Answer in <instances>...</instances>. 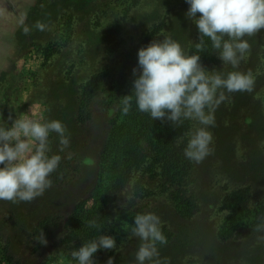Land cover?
I'll return each mask as SVG.
<instances>
[{
    "label": "rangeland",
    "instance_id": "1",
    "mask_svg": "<svg viewBox=\"0 0 264 264\" xmlns=\"http://www.w3.org/2000/svg\"><path fill=\"white\" fill-rule=\"evenodd\" d=\"M188 8L186 0H0V125L10 126V115L42 117L61 121L70 137L61 152L50 134L49 156L61 161L42 196L0 201V264H78L72 251L100 235L114 237L116 248L94 253L95 264H137L134 217L148 212L160 218L167 243L157 242L158 256L146 264H264V30L245 37L250 52L239 68L223 67L209 38L197 52ZM165 36L199 54L209 71L254 79L251 93L226 94L208 129L212 153L189 160L180 184L161 175L157 150H184L194 122L174 141L176 127L140 112L135 99L123 113L133 72L118 88L131 50ZM104 67L106 79L83 105V90ZM108 194L102 225L95 210ZM43 234L46 244L38 242Z\"/></svg>",
    "mask_w": 264,
    "mask_h": 264
},
{
    "label": "clouds",
    "instance_id": "2",
    "mask_svg": "<svg viewBox=\"0 0 264 264\" xmlns=\"http://www.w3.org/2000/svg\"><path fill=\"white\" fill-rule=\"evenodd\" d=\"M186 17L195 23L199 42L197 52H203V37L210 39L213 49L224 66L239 68L250 52L245 37H253L264 30V0H186ZM35 27L44 30L37 21ZM25 35L31 29L24 26ZM132 92L123 97V113L127 114L135 99L140 112L152 120L167 121L175 128L182 121H192L184 155L190 161H203L212 153L213 135L208 130L215 126L214 113L228 95L249 92L254 88L251 73L207 70L199 54H187L179 42L170 36L154 39L138 50V65L132 70ZM10 126L0 125V201L32 202L52 186L50 176L59 166L61 156L53 154L50 134L59 137V150L70 146L67 128L59 120H45L29 115L13 119ZM89 227H96L89 221ZM132 235L139 239L134 254L137 264H146L158 256L157 242L166 244L160 218L151 212L134 217ZM46 244L44 234L40 241ZM116 248L112 236L100 235L73 250L71 256L78 264H95L94 253ZM107 264H113L109 258Z\"/></svg>",
    "mask_w": 264,
    "mask_h": 264
},
{
    "label": "trees",
    "instance_id": "3",
    "mask_svg": "<svg viewBox=\"0 0 264 264\" xmlns=\"http://www.w3.org/2000/svg\"><path fill=\"white\" fill-rule=\"evenodd\" d=\"M150 38L146 37L140 43H138L129 53L128 58L124 61L120 76L118 79V88H121L124 84V81L128 77L129 73L132 72L133 68L138 65V50L141 47L147 46L149 44ZM108 75V68L104 67L101 71H99L93 78V80L87 85V87L83 90L82 93V104L87 105L91 98L96 94L103 80L106 79ZM188 127L187 120L182 121L178 126H176L174 130V141L175 139L186 131ZM157 154L159 155V160L161 161V175L170 183L180 184L185 180V177L188 175L190 171V161L184 155V150L180 146H173L172 149H159L157 150ZM127 167L120 172L119 182L124 181L125 173L127 172ZM128 174V172H127ZM122 181V182H123ZM111 195H106L103 201L100 202L98 207L95 210L96 220L102 225L106 222L108 211H106L108 206L107 200H112ZM100 232L99 229L93 231L94 235H92L91 239H93L96 234ZM92 233V234H93Z\"/></svg>",
    "mask_w": 264,
    "mask_h": 264
}]
</instances>
